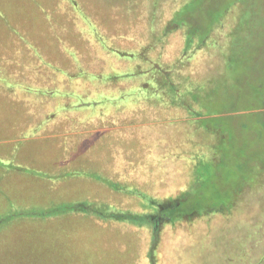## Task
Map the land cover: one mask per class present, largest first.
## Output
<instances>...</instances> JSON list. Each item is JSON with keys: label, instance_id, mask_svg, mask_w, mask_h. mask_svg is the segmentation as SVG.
Masks as SVG:
<instances>
[{"label": "rangeland", "instance_id": "1", "mask_svg": "<svg viewBox=\"0 0 264 264\" xmlns=\"http://www.w3.org/2000/svg\"><path fill=\"white\" fill-rule=\"evenodd\" d=\"M217 6L224 12L231 8L216 25L215 46L186 54L184 28L190 22L185 16L191 15L194 24L207 18L202 25L209 29L220 18L213 14ZM178 12L183 15L178 22L185 26L167 36L166 26ZM236 27L247 28L240 37L253 40L255 28L264 37V0H0V87L19 90L22 77L33 87L77 91L68 96L69 102L59 104L63 115L51 125L42 117L29 124L34 101L19 102L18 108L0 99V219H14L0 230V264H264V184L248 188L230 213L176 223L159 217V227L154 223L159 218H149L151 223L111 218L117 213L151 214L150 198L156 200L157 210L165 207L168 199L188 188L197 160L209 157L213 141L146 76L70 85L60 78L79 73L125 75L180 63L182 69L175 71L178 85L186 77L195 84L221 80L222 87H210V107L220 108L216 118L229 150L234 148L229 152L247 149L261 154L264 109L258 100L249 103L259 79L245 71L236 89H226V82L233 80L225 71L217 76L224 59L219 47L228 50L229 34ZM26 40L56 44L54 50L39 48L46 60L41 64L56 73L46 74L37 62V48L26 52L16 47ZM20 64L29 67L19 70ZM79 92L124 98L84 124V107L68 111L78 96L86 103L85 93ZM233 94L241 96L239 102L216 104ZM87 112L95 114L93 109ZM56 126L81 131L53 139L48 133ZM14 182L21 184L16 188ZM78 203L87 207L86 213H55Z\"/></svg>", "mask_w": 264, "mask_h": 264}, {"label": "trees", "instance_id": "2", "mask_svg": "<svg viewBox=\"0 0 264 264\" xmlns=\"http://www.w3.org/2000/svg\"><path fill=\"white\" fill-rule=\"evenodd\" d=\"M237 3L240 4L239 2ZM230 8L231 7H227L224 12L217 6L213 14L214 16L219 14L220 18H216L214 25L209 29H205V26L202 25L203 22L205 23L207 21V18L204 17L202 23L198 22L194 24L196 21H191L193 19L191 15L187 14V16H185V21L187 23L190 22L188 27L184 28L186 32L184 51L186 54L190 52L194 54L197 51L213 48L215 46L212 37L215 33L216 25ZM220 11H222V13ZM180 16L183 15L181 12H178L173 21L166 26L165 34L167 36L178 28L185 26L184 22H178ZM200 20L202 21V18H200ZM243 31H247V28L236 27L230 32L231 44L226 52L222 51L224 47H219V50L223 53L222 56L224 59L223 71L217 76H221L225 71L226 77H230V79L233 80L232 82H226V89H236L234 86H238L236 82L244 76L245 71L248 73V77L254 74V78H258L259 80L254 86V88H256L253 95L254 100H251L249 103H253L254 105V102L258 100V102L261 103L260 106H263L262 108L264 109V37L259 35L260 30L258 28H255L254 31L252 29V33H254L253 36H256V40H254V37L253 40L240 37L239 34ZM113 52L117 55L120 54L124 57H129V59L133 58L132 55L121 54L116 50H113ZM191 57L192 56H189L187 59L190 60ZM179 64L175 65L173 68H163L161 65H156L146 71L128 72L125 75L111 73L101 77L99 75L90 76L79 73L76 77L71 76V82L89 79V81L93 80V83H106L109 81H120L122 79L134 80L135 78L146 76L149 81L156 85L155 87H157V89L171 98L172 105L181 107L182 110H185L189 114L195 121L197 130L203 131L208 137H211L213 141L211 142L209 157L197 160L194 166L193 178L188 188L180 192L177 197L168 199L165 203V207L157 210L156 200L150 198L151 200L149 199L147 204L151 207V210L154 208L151 214L133 216L130 214L123 215L117 213L114 215L112 214L111 218L128 219L136 223H151L149 218L161 217L165 218L164 221L167 223H176L182 220H188L186 218H199L215 213H230L236 207L234 203L239 199L241 200L248 188L254 189L264 184V153L257 154V152L254 153L252 150L248 152L247 149H242V151H234L236 152L235 155L231 154V149L234 150V148L231 147L229 150V140L226 134L222 133L218 124L219 120L216 118L218 116L217 112H220V108L211 109L210 107L212 105V98L209 94L213 88L222 87L221 80L218 78H208L199 84H195L194 82H190L189 78L186 77L184 83L178 85L175 79V71L182 69L178 66ZM188 82H190V85L187 84ZM211 86L212 89H210ZM144 87L146 89L148 86ZM209 89L210 91H208ZM74 92L77 91H72V93ZM79 93H85L86 103L80 101L82 97L78 96L74 99L71 98L72 105L69 109L77 111V109L84 107L86 111L83 110L85 113L82 117L83 120H87L92 116L102 115L103 111L112 108L114 103L117 104L124 98V96L120 97L118 95V98H115L114 95L112 97L106 94L102 96H88L87 92ZM46 95L47 94H42L40 97L45 98L49 96ZM111 99L113 103L109 101ZM240 99L241 96L233 94L226 99L224 97L219 98L216 104L226 101L231 103L233 101L239 102ZM102 104L103 106L100 109L92 107H97ZM90 109H93L95 114L88 113L87 111ZM232 140H234V138H232ZM231 156L235 158V163L231 162ZM90 207H92V205ZM86 208L87 207L79 205V203L71 204L61 207L60 210L55 213L59 211L62 212V214L59 215L86 213ZM13 220V218L0 219V230L4 227H8ZM158 220L159 221L154 222L152 219L155 225L159 227L163 219L159 218ZM155 245L156 242L153 243L152 250H155ZM152 253L153 251H151V258L153 260ZM151 264L157 263L152 261Z\"/></svg>", "mask_w": 264, "mask_h": 264}, {"label": "crops", "instance_id": "3", "mask_svg": "<svg viewBox=\"0 0 264 264\" xmlns=\"http://www.w3.org/2000/svg\"><path fill=\"white\" fill-rule=\"evenodd\" d=\"M59 44H62V42H59ZM43 45L47 48L51 47V49H52V47H54L56 44H54V43L50 44L49 42L45 43V41L37 42V44H36V42H33L31 40H26V42L20 41V44L17 43L16 47L24 48V50L26 52H27V48H31V50H33V51H35L34 47L37 48V51H38L37 62L41 64V62L45 59L42 57L43 51L39 48H41L40 46L44 47ZM1 46L2 45L0 44V47ZM54 49H52V50H54ZM21 52L22 53L24 52L23 49H21ZM22 53H21V56H22ZM0 55L3 56V53H0ZM61 56L64 60V57L66 55L63 54ZM67 56H68V58L70 57L68 53H67ZM67 56H66V58H67ZM41 65L44 67L46 74H48V72H54V73L57 72V71H54L52 69H49L48 67L44 66L43 64H41ZM20 66L21 67L19 68V70H26L29 67L27 65L22 67V64H20ZM60 78H62L63 80H67L68 85H70V82H71V75L70 74L68 76L62 75ZM21 79H22V86L19 90L16 88H13V87H10V88L0 87V99H2L3 102L4 101H7V102L11 101L10 103H12L15 106H17L18 108H20L21 107L20 103L28 105V103L34 101L36 103V106L31 107L32 112H33L32 119H31V121H29V124H31V125L36 123L35 122L36 118L42 117L43 119H46V121L51 125V124H54L56 118L62 117L63 114L59 112L58 106H59V104L65 103V101L68 99V96H71L72 90H70L69 87H67V88H65L64 86L44 87V86H37V85H34V87H33L31 84H28V82L23 81L22 77H21ZM25 79H26V77H25ZM42 94H47L49 96L42 98V97H40V95H42ZM12 95L14 96L15 100L10 98V97H12ZM7 96H9V98ZM17 96H22V98L19 99ZM68 111H72V110L68 109ZM73 111H76V110H73ZM81 122L86 124L85 120H81ZM34 126H37V125H34ZM56 127H57L56 130H52L48 133V135L54 136L53 139L56 137L67 139L72 134L81 131V130L79 131V129H78V131H75L76 128L73 130H72V128L71 129L69 128L66 130L65 128L60 127V126L59 127L56 126ZM86 132L87 131H85V133ZM38 136H39L38 129L34 130V142L37 141L35 138H37ZM43 136H46V135H43ZM20 156L22 159L23 158V151H21ZM30 161H31V164L34 166V161L31 158L28 159V163ZM5 182L6 181L3 180V185H6ZM17 184L20 185L21 183L14 182V185H16V188H17ZM92 205H95V204H92Z\"/></svg>", "mask_w": 264, "mask_h": 264}]
</instances>
